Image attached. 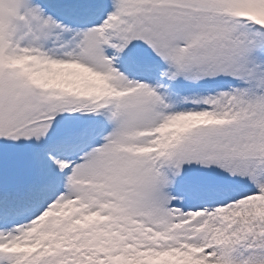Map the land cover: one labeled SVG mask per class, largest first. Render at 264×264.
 <instances>
[{"label": "snow or ice", "instance_id": "1", "mask_svg": "<svg viewBox=\"0 0 264 264\" xmlns=\"http://www.w3.org/2000/svg\"><path fill=\"white\" fill-rule=\"evenodd\" d=\"M0 264H264V0H0Z\"/></svg>", "mask_w": 264, "mask_h": 264}]
</instances>
